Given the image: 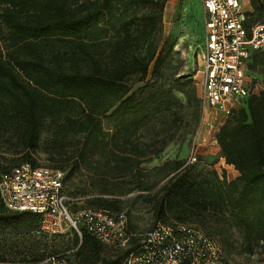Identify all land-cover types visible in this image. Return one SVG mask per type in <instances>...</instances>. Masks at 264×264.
<instances>
[{"label": "trees", "instance_id": "16d2710c", "mask_svg": "<svg viewBox=\"0 0 264 264\" xmlns=\"http://www.w3.org/2000/svg\"><path fill=\"white\" fill-rule=\"evenodd\" d=\"M166 2L0 0V34L6 31L4 49L0 47V137L11 132L14 154L24 152L8 167L0 162V176L22 162L38 166L32 153L48 121L56 128L55 143L69 133L86 136L71 156L60 153L64 147L56 149L60 163L71 158L86 163L89 151L105 148L102 117L116 106L127 113L138 108L136 93H130L126 82L133 75L145 81L157 60ZM250 2L247 27L264 22V0ZM113 18V24H106ZM55 44L63 49L54 50ZM257 68L264 74V50L252 56L249 69ZM149 113L146 110L145 119ZM173 115L177 120L178 112ZM216 140L221 157L238 172L237 179L230 181L196 162L169 161L172 175L150 194L155 221L198 227L230 222L239 231L242 251L253 254L264 246V88L226 119ZM131 151L136 153V147ZM128 160H116L117 168H125ZM116 205L117 201L100 199L93 207L113 212ZM40 223L38 214L8 210L0 196V260L22 255L14 251L24 247L18 236L38 233ZM76 235L81 239L78 252L88 258L87 264H122L125 252L123 257L101 258L108 245L87 232ZM24 248L35 255L40 245L34 241Z\"/></svg>", "mask_w": 264, "mask_h": 264}, {"label": "rangeland", "instance_id": "374dc122", "mask_svg": "<svg viewBox=\"0 0 264 264\" xmlns=\"http://www.w3.org/2000/svg\"><path fill=\"white\" fill-rule=\"evenodd\" d=\"M243 2L247 12L253 10L250 0ZM114 21L113 18L106 24ZM103 24L101 21L100 25ZM5 36L6 31L0 34L2 49ZM204 43L201 0H167L157 60L152 62L145 81H139L140 75H133L126 82L130 93H136L138 108L127 113L124 108L116 106L102 117L105 148L89 151L86 163L78 164L76 158L64 159L60 163L58 156L54 155L56 149L64 147L60 153L71 156L82 147L86 136L69 133L55 143L56 128L47 122L39 148L32 157L38 166L64 172L65 193L71 198L72 207L99 206L100 199L117 201L113 212L123 213L129 228L141 234L157 224L150 194L172 175L174 165L168 164L169 161L187 162L194 152L199 168L216 170L230 181L237 179L238 172L221 157L216 141L217 131L226 118L210 110L205 114L201 99L196 96L195 87L200 96L203 91L201 56ZM54 47V50L63 49L60 44ZM251 73L252 84L259 92L264 88L263 68L251 70ZM146 110H151L148 119H145ZM174 112H178L177 120H174ZM10 133L0 137V162L7 167L24 154L22 150L14 154L15 139H9ZM133 146L136 153L131 151ZM123 158L129 160L123 165L125 168L118 169L116 160ZM200 227L223 246L229 264H264V246L253 254L244 253L239 231L230 222H210ZM17 239L28 248L36 241L40 248L31 255L21 246L14 251H23L22 255L14 254L10 260H0V264H87L84 260L88 258L78 252L81 239L73 230L57 236L21 233ZM124 251L119 247L105 246L100 257H123ZM39 256H42L39 261H24V258ZM53 257L59 263H55Z\"/></svg>", "mask_w": 264, "mask_h": 264}, {"label": "built area", "instance_id": "2783aa9c", "mask_svg": "<svg viewBox=\"0 0 264 264\" xmlns=\"http://www.w3.org/2000/svg\"><path fill=\"white\" fill-rule=\"evenodd\" d=\"M201 4L205 43L200 99L205 114L210 110L227 119L258 93L249 64L255 52L264 50V22L246 26L243 0H201ZM196 161L192 152L187 164ZM64 178L58 168L22 162L1 174L0 196L10 211L38 214L39 234L57 236L73 230L82 237L87 232L105 245L124 249L122 264H229L223 246L196 225L158 223L138 234L129 229L123 213L72 207ZM52 260L59 263L55 257Z\"/></svg>", "mask_w": 264, "mask_h": 264}, {"label": "crops", "instance_id": "0c3cea01", "mask_svg": "<svg viewBox=\"0 0 264 264\" xmlns=\"http://www.w3.org/2000/svg\"><path fill=\"white\" fill-rule=\"evenodd\" d=\"M200 96V95H199ZM218 132V131H217ZM217 141V140H216Z\"/></svg>", "mask_w": 264, "mask_h": 264}]
</instances>
